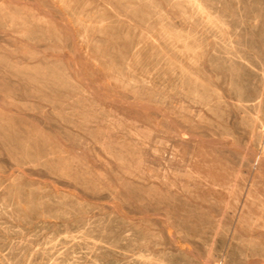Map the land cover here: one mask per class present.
Returning a JSON list of instances; mask_svg holds the SVG:
<instances>
[{
  "label": "rangeland",
  "instance_id": "1",
  "mask_svg": "<svg viewBox=\"0 0 264 264\" xmlns=\"http://www.w3.org/2000/svg\"><path fill=\"white\" fill-rule=\"evenodd\" d=\"M0 264H264V0H0Z\"/></svg>",
  "mask_w": 264,
  "mask_h": 264
}]
</instances>
